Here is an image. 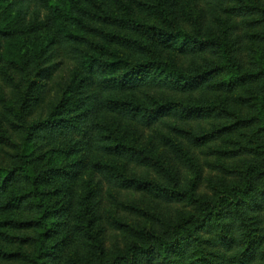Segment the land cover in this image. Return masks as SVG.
Here are the masks:
<instances>
[{
  "label": "trees",
  "instance_id": "16d2710c",
  "mask_svg": "<svg viewBox=\"0 0 264 264\" xmlns=\"http://www.w3.org/2000/svg\"><path fill=\"white\" fill-rule=\"evenodd\" d=\"M0 153V264H264V0H0Z\"/></svg>",
  "mask_w": 264,
  "mask_h": 264
},
{
  "label": "rangeland",
  "instance_id": "374dc122",
  "mask_svg": "<svg viewBox=\"0 0 264 264\" xmlns=\"http://www.w3.org/2000/svg\"><path fill=\"white\" fill-rule=\"evenodd\" d=\"M64 76H65V73L56 72L55 74L52 75V80L51 81H49V78L46 79V84L50 88L49 91L46 92L47 95H50V96L47 97L46 101L49 100V99H51V98L53 99L54 90L56 91L58 89V87L60 85H62V82L61 81L63 80L62 78H64ZM41 112H44V109L41 110ZM7 127L9 128V132L12 133L13 130H14V127L13 126L10 127V125H7ZM14 139L12 138V141H13V143L16 144L17 141L14 140ZM6 150H7V148H6ZM3 155H4L3 153H0V160H1V158H2Z\"/></svg>",
  "mask_w": 264,
  "mask_h": 264
}]
</instances>
